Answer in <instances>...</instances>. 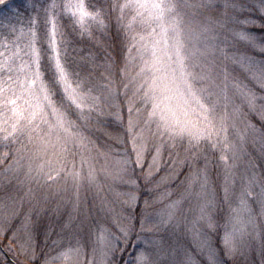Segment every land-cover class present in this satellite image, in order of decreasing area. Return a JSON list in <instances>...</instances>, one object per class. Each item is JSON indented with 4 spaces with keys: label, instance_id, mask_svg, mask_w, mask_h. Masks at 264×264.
I'll use <instances>...</instances> for the list:
<instances>
[{
    "label": "snow or ice",
    "instance_id": "1",
    "mask_svg": "<svg viewBox=\"0 0 264 264\" xmlns=\"http://www.w3.org/2000/svg\"><path fill=\"white\" fill-rule=\"evenodd\" d=\"M0 5L12 10L6 0H0ZM33 7L34 15L19 27L8 17L0 20V176L9 184L15 180L17 192L0 200V236L10 233L7 238L18 250L40 259L41 264H80L78 232L73 235L75 245L71 240L67 247L52 242L61 248L56 256L37 252L40 217L49 199L40 193L68 177L78 185L85 165L88 182L94 183L91 153L97 148L96 133L108 135L104 129L113 123L101 117L117 109L116 121L124 125L126 108L122 142L130 140L132 148L117 162L119 170L106 175L129 190L115 193L111 203L132 207L138 199V182L143 180L152 202L160 208L139 221L140 232L149 225L147 231L159 233L180 224L192 240L179 264H200L197 257L203 258V264H236L237 257L251 247L250 238L254 239L253 202H259L258 215L264 217V179L242 177L237 188L234 165L229 163L236 158L232 137L241 136L237 129L241 105L258 114L264 126V57L257 61L243 55L233 60L259 87V94L239 76L229 79L227 66H218L216 59L218 52L228 58L219 47L228 43L227 36L220 39L222 31L247 40L264 54V36L257 41L247 30L258 27L264 32V0H259L258 19H241L243 0H225L223 5L213 0H93L92 4L44 0ZM184 9L195 10L192 21L199 25L198 32L186 30L192 21L184 20ZM237 26L243 27L236 31ZM76 34L87 37L104 53V63L94 64L105 69L99 77L92 72L82 74L81 66L68 60L69 38ZM132 68L137 70L128 79ZM126 79L121 92L115 85ZM210 152H219L223 164L219 200L209 194ZM161 171L163 176H159ZM180 176L184 191L172 199L167 186ZM25 185L27 191L19 195ZM193 199L190 216L185 215L184 204L191 205ZM144 203L147 206L149 200ZM223 204L228 205L227 211ZM105 213L106 218L88 232L93 254L99 252L102 264H175L161 260L172 255L171 246L158 248L152 240L143 248L137 246L131 260H126L124 253L136 225L115 208ZM44 235L45 240L50 238L46 229ZM261 247L264 256V242Z\"/></svg>",
    "mask_w": 264,
    "mask_h": 264
},
{
    "label": "rangeland",
    "instance_id": "2",
    "mask_svg": "<svg viewBox=\"0 0 264 264\" xmlns=\"http://www.w3.org/2000/svg\"><path fill=\"white\" fill-rule=\"evenodd\" d=\"M213 2L223 5L225 0H213ZM11 3L9 5L12 10L4 6L0 7V20L8 17L12 23L17 24V27H19L20 24L27 23L29 16L34 15L33 6L44 3V0H16ZM243 3L245 4V10L240 13L241 19L249 16L258 19L260 14L259 0H243ZM194 11V9H184L182 11L181 14L186 22L192 21ZM221 11H223V8H221ZM7 12L11 15H7ZM64 22L62 20V23ZM241 27L243 26H237L236 31H240ZM187 28H191L194 33L199 31V25L195 21L187 23L186 30ZM256 28L248 27L247 30L259 41L263 35ZM225 36H227L228 43L221 44L219 47L225 49L228 58L225 59V56L218 52L216 64L221 67L226 65L230 73L229 79L232 76H239L246 84L255 88L259 94V87L248 78V74L238 64L233 63V60H239L241 56L249 55L259 61L264 57V54L260 53L258 48L253 49L247 40H241L231 32L225 33L222 31L220 33V39H223ZM83 54L79 51V54L76 55L71 51V55H74L72 61L81 66L82 74L92 72L95 77H99L105 69L103 67H94V64L100 65L104 61L102 59L98 61L96 59L97 56L95 54L92 55L91 52ZM236 103L240 104L241 101L237 100ZM241 106L243 114L237 117V129L240 131L241 136L232 137L237 146L236 158L229 161L230 164L234 165L232 172L237 181V188L240 186V179L242 177L246 179L248 176L254 175L257 181L264 179V126H262L258 114L250 111L246 105ZM111 112L114 113V109L107 111L101 119L105 121L104 117H110ZM105 122H108V120ZM116 128L115 126L113 136L116 138L117 144L120 145L119 148H116L113 144H108L107 147L101 145L102 143L99 144V140L104 135H100V132L96 133L99 136V140L97 141V148L91 153L92 157H94L91 160V164L96 176L94 183L88 182L89 168L85 165L81 171L82 178L78 185L74 183L71 177H68L66 181L61 180L58 186L41 191L40 195H47L49 199L46 202L47 211L43 212L40 217V234L37 235L35 240L37 252L50 253L52 256H56L61 248L53 246L52 242L57 241L59 244L67 247L68 242L71 240L73 245H75L73 235L78 232L79 236L77 239L81 241L80 264H102V257L99 252L95 253V255L93 254L90 241L88 240V232L94 227L96 222L106 218L105 209L115 208L116 211L122 212L124 216H130L132 223L136 225L135 232L129 237L130 245L124 253L126 260H131V257L137 250V246L143 248L146 246L145 242L147 240H152L158 248H168L171 246L173 249L170 257H161L162 261H174L175 264H179L183 249L189 247L192 240L191 235L183 231L182 225L177 224L175 230L168 228L166 231L161 230L159 233L147 231V227H150L149 225L146 226L145 231L140 232L139 221L146 215H152L154 209L160 208L159 204L152 202V194L145 188L143 180L138 182L136 190L138 199L132 207H128L127 205L121 206L120 204L113 205L111 203L115 197V193L129 190L128 187L122 184H114L111 177L106 175V172L115 174L119 170L120 165L117 162L124 157L125 152L128 150L127 144L122 142L124 137L123 129L116 131ZM104 131L109 136H112L107 129H104ZM117 137L120 139H117ZM93 138L95 139V137ZM129 147L132 148L130 140ZM0 151H3V149H0ZM105 152L108 154L104 155L103 153ZM219 155V152H210L208 163L209 194H215L217 200L223 197V192L221 191L223 185V164L219 160ZM228 155L231 156L232 153L229 152ZM131 158L135 159L134 153ZM164 159L165 161L168 160L167 153H165ZM69 160H71V157H69ZM200 163L202 164L203 161L201 160ZM69 167H71V164H69ZM76 167L77 170H80L79 157L76 158ZM146 167L147 165H145ZM136 175H141L139 168L136 169ZM163 175L164 171H161L159 176ZM183 179L184 177L180 176L179 179L169 182L167 187L173 193L172 199H177L179 194L184 191L181 185ZM15 185V180H12L9 184L0 176V200L8 194L16 195ZM27 187L28 185H25L20 190L19 195H23L27 191ZM57 187L63 190L57 191ZM259 190V185H257L255 191L259 192ZM146 199L149 200L147 206L144 203ZM195 203L196 201L193 199L191 205L188 203L184 204L183 212L185 215L190 216L189 208L194 206ZM221 207L224 211H227L228 205L223 204ZM251 207L256 217V228L253 233L254 239L250 238L251 247L246 250V254L243 257H237L236 264H261V260L264 259L261 247L262 242H264V239H262L264 238V217H259L258 215L260 212L258 201L253 202ZM72 224L75 227H72ZM45 229L50 236L47 240H45L44 235ZM136 233L140 234L139 240L136 239ZM7 236H10V233L0 236V264H41L40 259L33 260L30 254L20 252L17 245L9 240ZM54 247L55 250H53ZM177 248L180 249V252L175 251ZM74 259L75 257H73ZM196 259L200 264H203L202 257H197ZM229 264H233V262L229 261Z\"/></svg>",
    "mask_w": 264,
    "mask_h": 264
},
{
    "label": "trees",
    "instance_id": "3",
    "mask_svg": "<svg viewBox=\"0 0 264 264\" xmlns=\"http://www.w3.org/2000/svg\"><path fill=\"white\" fill-rule=\"evenodd\" d=\"M14 1H16V0H6V3L12 4L11 2H14ZM86 3L87 4H92L93 3V0H87ZM0 7H3V5L0 6ZM7 15H11V14H8V12H7ZM259 16H260V14H259ZM128 19L131 20V16H129ZM133 28L136 29V30H139L137 28L136 22H133ZM256 29H257L258 32L261 31L258 27ZM261 33L264 36V32L261 31ZM97 35H99V34L97 33ZM69 39H70V42H69L68 50H67V58H68L69 61H72V57L74 58V55H71V51L74 52V54H76V55L79 54V51L82 52V53H84V54L86 52H91L92 55L95 54L97 56L96 59L98 61L101 60V59L104 61V59H103L104 53L100 49H98L97 47H94L93 43L91 41H89L87 37H80L78 34H76V35L70 37ZM122 47L123 46L121 45L117 50L120 51V49ZM132 54L133 55H136L135 52H133ZM123 55H124V53L121 52V57ZM136 70H137V68H132L131 72L129 73L128 79H131V76L134 75V73H135ZM127 81H128L127 79L124 80L123 82L117 80V83L118 84L117 83L116 84H117V87L119 88L120 91H122V89H123V83H126ZM130 93L131 92H129V94ZM116 111H117V109H114V113ZM123 112H124V114H123L124 115V125H120L119 121H116V118H115V115H114L113 112H111L110 117L109 116L104 117L105 121L108 120V122L109 121L113 122L112 123V127L107 128V130L110 132V134L112 136H109V135L102 136L101 139L99 140V144L102 143L101 145H104L105 147H107L108 144H113L116 148H119L120 147V145L117 144L116 138L113 136V132L115 130V126L116 127L117 126H120V130H122L123 127L126 126L125 125V123L127 121V111H126V108H124ZM127 149H128L127 151H130L131 150V148L129 147V142L127 143ZM132 157H133V154H132Z\"/></svg>",
    "mask_w": 264,
    "mask_h": 264
}]
</instances>
